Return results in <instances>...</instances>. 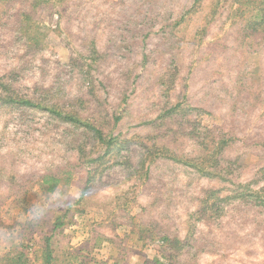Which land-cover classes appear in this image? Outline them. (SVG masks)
<instances>
[{"label":"rangeland","instance_id":"1","mask_svg":"<svg viewBox=\"0 0 264 264\" xmlns=\"http://www.w3.org/2000/svg\"><path fill=\"white\" fill-rule=\"evenodd\" d=\"M255 7L0 0V259L22 252L26 264H46L51 238L52 264H264V205L254 201L264 188V42L241 44ZM241 70L261 94L256 106L241 108ZM122 90L126 112L113 133L130 144L106 156L90 131L5 102L9 95L45 106L73 99L88 107L82 115L109 120L110 129ZM161 91L169 102L192 98L197 121L232 138L235 181L201 177L164 158L149 173L140 166L139 143L160 122ZM128 172H136L134 181ZM165 233L172 247L160 242Z\"/></svg>","mask_w":264,"mask_h":264},{"label":"trees","instance_id":"2","mask_svg":"<svg viewBox=\"0 0 264 264\" xmlns=\"http://www.w3.org/2000/svg\"><path fill=\"white\" fill-rule=\"evenodd\" d=\"M241 4L256 5L255 10L258 12L257 19L247 22V27L244 39L241 41L243 45L245 39L259 40V44L264 42V0H241ZM185 18V15L182 19ZM247 21V20H246ZM243 23V22H242ZM131 78H128L130 80ZM82 83L88 82L85 75L81 74ZM134 82H136L134 80ZM237 89L241 88V104L245 103L243 107L246 108L250 104L256 106L260 102V95L256 94V88L248 84V80L245 77L244 70H241V75L238 76V80L235 83ZM5 91L8 90L3 85ZM12 92V91H11ZM122 100L119 104L118 110L113 115V124L109 129V120L104 123L99 120L98 117L91 114H81V111L86 113L87 106L84 103H79L73 99H59L53 100L51 104L53 106H45L43 104H37L30 99H14L12 95L6 96V103H20L23 106L31 108H39L47 111L55 118L62 122H66L75 126H80L85 131H90L93 137L97 140V143L105 149V156L112 150H121L126 148V144H130V140L121 138V133H113L119 123L123 119V115L126 112V103L128 96L126 90H122ZM167 91H161L160 102L161 107L158 109L157 121H160L154 125L151 131V136L142 139L140 144V166L146 168V173H149L150 168L157 162L158 158H164L165 160L172 161L178 165L192 170L195 174L208 179H217L224 183L227 181H235L234 179L239 177V168L237 167V160L228 154V148L232 145V138L226 139V137H220L216 134L217 128H208L202 126L198 121V114L193 108L189 106L193 102V99L185 95L182 100L176 98L175 102H169L167 100ZM84 105V107H83ZM102 106L97 105L94 113L102 114ZM152 121L151 123H154ZM103 123V124H102ZM183 144L188 145L189 152L186 150H176L174 148H180ZM120 152L115 155L118 156ZM102 160V157H101ZM137 172V170H135ZM136 172H128L127 176L131 177L134 181ZM92 181V178L88 180V183ZM134 184V182H133ZM9 189L14 192L16 186L11 183ZM54 189L50 188V191ZM88 187L83 190L80 200L84 198ZM241 194L234 197L233 200L240 199ZM256 203L264 205V188L259 190L254 197ZM225 202L221 200L220 205ZM208 202L206 201V204ZM205 209H209L207 206ZM62 222H57L56 228L60 227ZM151 226H158L157 222L153 220ZM158 229H162L158 227ZM160 242L168 244L172 247L173 240L167 233L163 234L159 238ZM51 238H47L45 243V262L46 264H52L53 251L51 249ZM25 254L20 252L15 256H6L0 259L2 264H26Z\"/></svg>","mask_w":264,"mask_h":264}]
</instances>
